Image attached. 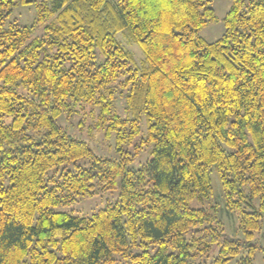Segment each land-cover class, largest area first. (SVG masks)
<instances>
[{
    "label": "trees",
    "instance_id": "obj_1",
    "mask_svg": "<svg viewBox=\"0 0 264 264\" xmlns=\"http://www.w3.org/2000/svg\"><path fill=\"white\" fill-rule=\"evenodd\" d=\"M231 2L224 34L208 42L199 32L217 19L212 0H0V264H204L215 245L210 264H228L246 242L239 264H255L264 0ZM19 5L36 9L35 24L13 18ZM118 33L140 46L141 62ZM116 84L127 88L126 117ZM86 106L116 133L120 158L97 156L59 124ZM214 171L246 240L217 217ZM115 190L119 199L89 216L56 209Z\"/></svg>",
    "mask_w": 264,
    "mask_h": 264
},
{
    "label": "rangeland",
    "instance_id": "obj_2",
    "mask_svg": "<svg viewBox=\"0 0 264 264\" xmlns=\"http://www.w3.org/2000/svg\"><path fill=\"white\" fill-rule=\"evenodd\" d=\"M232 2L231 0H212V6L215 9L217 19L214 22L209 23L206 27L201 29L199 32L200 36L203 37L208 42H215L222 37L225 32L224 21L227 12L231 8ZM36 9L31 5H19L17 9L13 13V18L18 20L19 23L24 25H33L36 21ZM44 32L42 25H35V35H41ZM123 34L118 33V38L122 43L131 51H133L138 59V62H141L144 55L140 46L136 43H131L127 41L126 38H122ZM116 99L115 106L116 111L123 117L127 116L126 110V97L125 94L127 92V88L123 87L120 84H116ZM91 108L86 106L84 109L77 108L72 114L64 113L60 116L58 122L59 124L65 128L69 133L73 136L80 138L86 141L93 152L100 157H108V158H120L122 152L117 149L116 143V133L112 132L107 134L105 129H101L95 125L96 117H93L90 113ZM147 123L145 118L142 119V134L138 136L136 143L139 142L142 135L146 134ZM135 143V142H134ZM128 143L124 146L127 151H134L135 144ZM152 146L145 147L139 155H137L133 166L135 168L140 167L143 163H145L150 157V150ZM79 166L90 167L91 161L90 159H81L77 161ZM69 168L73 169L76 167L75 163H69L67 165ZM213 185H214V196L212 199V204L216 207L219 216H217L224 227V232L227 236L237 237L241 240H246V234L240 229V215L238 211H228V209L224 208V200H223V192L220 186V181L217 173L214 171L212 173ZM119 190L115 191H99L92 196H86L77 202L68 205V206H58L57 210L60 211H69L71 213L81 215V216H89L95 211L104 208L109 203H115L119 199ZM211 202V201H210ZM206 202L205 206H211ZM194 206L198 204L196 202L193 203ZM201 205V204H200ZM252 243L259 246L253 252V260L255 264H264V251L261 247L264 248V216L261 220V228L256 230L254 233V238L252 239ZM249 246L246 243L243 244L240 254L231 259L228 264H239V261L249 254ZM219 253V246L215 245L210 256L207 258H202L199 262L202 263H212L215 257Z\"/></svg>",
    "mask_w": 264,
    "mask_h": 264
}]
</instances>
